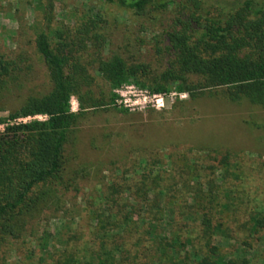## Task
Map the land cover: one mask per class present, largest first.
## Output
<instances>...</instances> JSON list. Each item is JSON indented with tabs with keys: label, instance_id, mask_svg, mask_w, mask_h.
<instances>
[{
	"label": "rangeland",
	"instance_id": "rangeland-1",
	"mask_svg": "<svg viewBox=\"0 0 264 264\" xmlns=\"http://www.w3.org/2000/svg\"><path fill=\"white\" fill-rule=\"evenodd\" d=\"M197 1V8L194 0H172L165 8L147 5L138 11L106 0H0V56L14 62L0 87V115L6 116L30 96L51 90L48 68L36 45L42 30L48 32L52 46L63 42L66 52L89 68L92 82L85 88L90 93L83 97L84 102L92 97L103 104L81 110L76 95L71 96V114L79 116L71 122L64 144L62 179L47 187L51 191L48 200L27 215L16 235L2 244L0 264H50L68 251L75 252L82 263L96 261L98 254L117 244L98 231L96 215L103 225L110 214L124 208L134 212L141 202L140 228L128 239V253L121 255L131 253L126 263L151 264L158 243L142 232L151 225L146 214L151 210L152 193L144 200L148 186L155 187L165 212L156 227L158 239L165 236L172 241L181 257L186 254L178 243H185L187 251V238L196 243L202 235L200 222L182 204L192 203L199 189L204 196L211 190L210 194L218 191L220 197L228 191L237 202L238 213L212 240L228 256L264 264V231L257 237L247 228L241 229L255 213L264 216V107L247 99L231 101L211 88L193 96L171 89L159 93L161 100L140 83L112 90L90 69L99 58L118 54L129 63L147 64L153 73L164 70L173 57L168 32L182 6L183 20L191 11L225 18L247 1L248 19L258 18L262 13L256 10H264V0ZM189 25L191 30L198 28L193 21ZM111 92L118 95L115 105L109 100ZM32 119L46 120L47 116L17 121ZM227 152L228 164L224 165ZM140 186L143 190L137 189ZM164 200L173 202L164 205ZM219 211L220 206L213 205V225L223 221ZM123 220L132 224L130 217ZM145 248L148 255L137 252ZM134 254L137 259L132 258ZM165 260L170 263L168 257Z\"/></svg>",
	"mask_w": 264,
	"mask_h": 264
},
{
	"label": "trees",
	"instance_id": "trees-1",
	"mask_svg": "<svg viewBox=\"0 0 264 264\" xmlns=\"http://www.w3.org/2000/svg\"><path fill=\"white\" fill-rule=\"evenodd\" d=\"M106 1L139 11L144 10L147 5L165 8L172 0ZM194 3L197 8L199 1L194 0ZM249 3V1L245 2L243 7L234 13H229L225 18L207 17L197 11H191L185 20L181 18L185 9V6H182L180 12L178 11L174 27L168 32V43L173 57L169 65L159 73L151 72L147 64L129 63L118 54L99 58L95 67L91 66L90 69L104 78L112 90L127 83H140L142 87H148L153 94L175 89L178 93L187 92L193 96L196 91L211 88L217 89L231 101L247 99L252 104L264 107V10H256L257 13H262L258 18L248 19L246 11ZM191 21L198 26L195 31L190 28ZM36 45L47 65L52 83L51 90L40 96H30L6 116L0 115V247L8 237L16 235L27 215L32 214L48 200L51 191L47 187L62 179L64 144L68 141L71 122H75L79 116V114H71V96L76 95L81 110L103 105L92 97L86 98L84 102L83 97L90 93V90L85 88L91 84L92 75L89 73V68L72 56L70 51L66 52L63 42L59 41L52 46L48 32L42 30L37 35ZM10 64L14 62L0 56V87L6 83L5 76L9 74ZM117 96L116 93L111 92L109 99L111 104L115 105ZM35 115H45L47 119L17 121L18 118ZM228 158L229 152L222 158L224 165L228 164ZM225 171L229 172L226 169ZM137 189L143 190V186ZM162 190L163 188H160L159 192ZM211 192L212 190L209 191V195L204 196L206 194L201 193L199 189L196 191L198 195L193 196L192 203L188 206L182 204L189 209L186 213L194 221L200 222L202 235L196 243L187 238L186 243L190 244L187 251L185 243H178L180 251L185 250L186 254L181 257L172 241L164 235L162 239H158L160 234L156 232V227L161 223L165 212L161 206V198L155 193V187L146 188L144 200L148 199L149 193H152L151 210L157 208L155 212L150 210L149 216L146 214L149 225L151 224L150 229L141 226L144 228L142 230L144 235L153 237L152 240L158 243L155 247L156 253L150 256L151 264H249L246 258L223 253L220 245L213 242V236L218 230L222 231V227H226L224 225L227 222L230 223L236 218L238 210L237 202L232 200L233 197H230L228 191L221 197L218 191L215 194H210ZM110 198L113 199V196ZM174 199L173 197V201ZM173 201L164 200V205ZM213 205L220 206L219 214L223 216V221H217L215 225L211 214ZM141 207L142 202L138 209ZM160 208L162 211H159ZM138 209L134 212L125 208L119 209L114 214H110L103 225L99 220L100 215H96L99 217L96 218L97 223L100 224L98 231L105 232L117 243L113 250L98 254L96 261L90 259L82 263L75 252L68 251L65 255L60 253L50 264H130L126 262L130 258L127 255L131 253L124 255L121 253H128V239L132 240L140 228L142 211ZM134 215L137 217L135 221ZM126 217H130L134 226L123 220ZM116 221L119 222L118 225L114 224ZM227 228L231 230V227L227 226ZM242 228H247L252 236L262 237L264 216L255 213L250 217L249 222L241 224ZM114 230L116 232L107 234ZM174 237L175 232L172 239ZM140 250L145 256L148 255V248L144 249L145 252L143 249H137V252ZM118 251L120 254L117 253ZM167 257L170 263H166ZM123 258L127 259L123 260ZM132 258L137 259L138 255L134 254Z\"/></svg>",
	"mask_w": 264,
	"mask_h": 264
},
{
	"label": "built area",
	"instance_id": "built-area-1",
	"mask_svg": "<svg viewBox=\"0 0 264 264\" xmlns=\"http://www.w3.org/2000/svg\"><path fill=\"white\" fill-rule=\"evenodd\" d=\"M158 95H159V97H160V100L163 98V95L162 94H159V93H157ZM156 96V94H153V96L152 97H155ZM156 102H158V100L156 101ZM45 116V115H44ZM31 116H29V117H26V118H24V119H27V118H30ZM34 117H39V118H41L42 117V115H35ZM46 117V116H45Z\"/></svg>",
	"mask_w": 264,
	"mask_h": 264
}]
</instances>
